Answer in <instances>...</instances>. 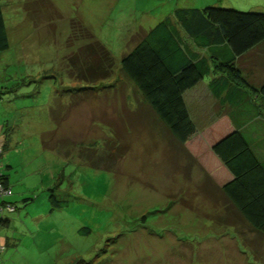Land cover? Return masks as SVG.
Wrapping results in <instances>:
<instances>
[{
  "label": "rangeland",
  "instance_id": "1",
  "mask_svg": "<svg viewBox=\"0 0 264 264\" xmlns=\"http://www.w3.org/2000/svg\"><path fill=\"white\" fill-rule=\"evenodd\" d=\"M0 6L10 38L0 53V183L11 185L0 191V264H264V235L221 192L230 174L212 143L227 112L212 126L218 104L204 90L188 98L199 132L182 149L122 74L124 56L177 8L264 13V0ZM87 31L115 67L104 88L81 94L77 79L103 65ZM255 57L264 66V52Z\"/></svg>",
  "mask_w": 264,
  "mask_h": 264
},
{
  "label": "trees",
  "instance_id": "2",
  "mask_svg": "<svg viewBox=\"0 0 264 264\" xmlns=\"http://www.w3.org/2000/svg\"><path fill=\"white\" fill-rule=\"evenodd\" d=\"M86 33L93 42L91 51L103 65L89 70V78L77 79L85 84L73 92L81 94L98 91L101 85L104 88L105 82L114 77L115 67L110 51L89 31ZM262 47L264 13L219 7L180 8L172 18L143 34L135 49L124 56L122 74L182 149L199 132L187 94L213 77L208 89L228 106L229 117L238 128L213 149L233 176L221 192L227 206L264 235V140L257 141L254 131L244 129L264 116V82L256 84L254 72L246 67ZM9 49L7 19L0 6V53ZM79 53L68 59L71 67ZM1 180L0 191L1 186L10 191L9 177L1 176ZM53 203L64 205L57 200ZM8 206L5 202L1 205Z\"/></svg>",
  "mask_w": 264,
  "mask_h": 264
},
{
  "label": "crops",
  "instance_id": "3",
  "mask_svg": "<svg viewBox=\"0 0 264 264\" xmlns=\"http://www.w3.org/2000/svg\"><path fill=\"white\" fill-rule=\"evenodd\" d=\"M177 9H180V8H177ZM174 14V13H173ZM173 14L171 16H169V18L173 16ZM167 19V18H166ZM164 21V20H163ZM263 48V47H262ZM260 49L259 51H257L255 54H258L259 53H262L264 52V49ZM262 51V52H261ZM254 54V55H255ZM254 55L251 56V58L247 61V69H250L254 72V75L253 76V80L255 81L256 84H260L262 82H264V77H261L259 78L257 76V69L260 68L261 70H263V74H264V66H261V63L259 61V59H257L256 57L254 58ZM259 61V62H258ZM253 63V64H251ZM250 64V65H249ZM213 77H209L207 78L208 81H203L195 90H192L190 91L188 94H187V102H188V105H189V108L191 107L190 106V100L192 95H194L195 93L198 95V93L202 92L203 93V90L204 92H206V95H209L219 106V112H218V117L217 118H214L213 120V123H212V126H214L217 122L220 121V117H222V114L224 112H227V118L229 119V122H230V125L229 127L224 130L223 132H220L218 135H216V138H215V141H213L212 143V149L215 147V145H217L220 141H222L223 139H225L226 137H228L229 135L233 134L234 132L238 131L237 129V126L233 123L232 119L229 117V108L228 106H224L222 105V103L220 101H218L216 98H214V96H212V94L210 93L209 89H208V84L209 82L212 80ZM200 95H198L199 97ZM189 98V99H188ZM201 98V97H200ZM218 110V108H217ZM190 111H191V108H190ZM192 113V112H191ZM193 115V114H192ZM194 117V116H193ZM220 118V119H219ZM195 119V117H194ZM196 121V119H195ZM197 122V121H196ZM198 125V124H197ZM244 129H247V130H251V131H254L255 133H253V137L257 140V141H263L264 140V116L261 117V118H257L252 124H249L248 126H246V128L244 127ZM199 130V128H198ZM246 131V130H245ZM257 131V132H256ZM193 139V138H192ZM191 139V140H192ZM190 140V142H191ZM189 144V142L187 143ZM264 153V151H262ZM260 152V153H262ZM216 156V155H215ZM217 157V156H216ZM218 161L222 164V162L220 161V159L217 157ZM223 165V164H222ZM224 166V165H223ZM225 167V166H224ZM225 169L227 170V172L230 174V179L224 184V186L231 182L232 179H233V176L231 175V173L228 171V169L225 167ZM223 187V186H222Z\"/></svg>",
  "mask_w": 264,
  "mask_h": 264
},
{
  "label": "built area",
  "instance_id": "4",
  "mask_svg": "<svg viewBox=\"0 0 264 264\" xmlns=\"http://www.w3.org/2000/svg\"><path fill=\"white\" fill-rule=\"evenodd\" d=\"M1 192L4 193L5 195H9V194H11V191L6 190V189L3 188L2 186H1Z\"/></svg>",
  "mask_w": 264,
  "mask_h": 264
}]
</instances>
